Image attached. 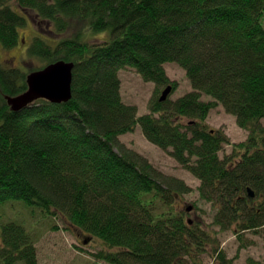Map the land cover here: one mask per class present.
<instances>
[{"label":"trees","instance_id":"trees-1","mask_svg":"<svg viewBox=\"0 0 264 264\" xmlns=\"http://www.w3.org/2000/svg\"><path fill=\"white\" fill-rule=\"evenodd\" d=\"M14 2L57 37L37 34L29 44L39 68L0 61V208L22 200L60 215L101 239L107 247L96 256L109 264H189L208 234L175 206L185 182L121 140L139 124L200 180L199 196L216 208L215 223H236L239 234L264 228V0H0L6 48L19 43L28 23ZM61 59L74 63L71 99L13 110L6 97L27 89L30 72ZM168 62L185 69L192 89L161 101L159 89L171 83ZM126 66L157 87L142 115L122 97ZM216 103L249 132L224 156L229 138L206 122ZM0 260L38 264L23 224L0 219ZM219 260L230 264L224 253Z\"/></svg>","mask_w":264,"mask_h":264},{"label":"rangeland","instance_id":"rangeland-1","mask_svg":"<svg viewBox=\"0 0 264 264\" xmlns=\"http://www.w3.org/2000/svg\"><path fill=\"white\" fill-rule=\"evenodd\" d=\"M14 7L27 16L28 23L19 30L20 41L17 45L6 48L0 42V61L30 71L43 65L41 59L28 54V46L33 38L37 34L48 38L57 36L52 31L54 27L47 26L35 12L31 10L24 12L15 2ZM74 26L71 30H77L76 24ZM90 36L97 39L103 38L104 34L95 33ZM165 69L171 81L169 84L176 83V89L169 94L171 99L175 100L192 89L185 69L178 63L168 62ZM119 75L122 81L123 100L137 105L140 115L148 112L150 101L157 92L155 82L145 78L133 66L123 67ZM168 85L159 89L158 96L162 95ZM203 97L206 101L212 100L207 95ZM206 122L209 129L224 132L230 140V143H224L220 151L221 156L230 153L233 144L245 141L249 135L247 130L238 125L236 117L221 103H216L211 109ZM262 122L264 124V119ZM120 138L129 147L146 156L157 168L185 182L187 192L175 195V206L178 210L184 211L186 221H190L191 225L195 224L208 234L200 252L188 257L189 264H222L219 260L220 253L225 254L230 264H264V228L257 231L245 230L240 234L237 232L236 223L222 228L214 221L216 208L199 196L200 180L168 151L149 141L139 124L134 131L124 133ZM26 205L22 200H15L1 206L0 219L17 221L32 233L37 248L38 264H109L96 256L99 250L107 247L101 239L88 236L87 233L84 234L70 226L60 215H46L39 206ZM189 207L190 210L187 211Z\"/></svg>","mask_w":264,"mask_h":264},{"label":"water","instance_id":"water-1","mask_svg":"<svg viewBox=\"0 0 264 264\" xmlns=\"http://www.w3.org/2000/svg\"><path fill=\"white\" fill-rule=\"evenodd\" d=\"M73 69V62L61 59L32 71L27 76V89L18 95L6 97L9 105L13 110L18 111L38 99H46L54 103L67 102L72 97ZM171 91L172 86H167L160 99H167ZM248 191L250 196H254L255 192L252 188Z\"/></svg>","mask_w":264,"mask_h":264}]
</instances>
